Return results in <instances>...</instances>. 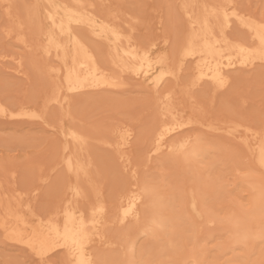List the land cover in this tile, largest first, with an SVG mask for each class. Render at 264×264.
I'll list each match as a JSON object with an SVG mask.
<instances>
[{"label":"rangeland","instance_id":"374dc122","mask_svg":"<svg viewBox=\"0 0 264 264\" xmlns=\"http://www.w3.org/2000/svg\"><path fill=\"white\" fill-rule=\"evenodd\" d=\"M83 1L94 15L120 26L125 31V39L133 37L131 40L142 46L155 42V50L171 54V62L177 59L190 28L182 8L191 0ZM215 1L193 0L191 9H195L194 14L198 13L204 9L203 4ZM235 1L252 18H264V0ZM45 3L44 0H14L12 5L0 2V99L9 108L38 111L47 119L43 122L36 117H0V197L4 198L1 197L4 205L11 204L15 211L24 209L34 218L47 217L69 202L87 215L94 209L99 211L103 205V235L93 236V249L98 251L100 264L104 258L105 264H119L124 254H129L126 245L132 242L138 263H170L188 258L189 264L195 260L204 264H264V237L255 244L234 243L225 221L236 216L264 229V195L257 194L264 187V171L241 139L247 129L248 132L264 129V62L254 65V69L232 72L230 85L218 91L208 83L189 91L191 65L188 62L177 84L166 85L173 87L171 92L178 114L182 119L194 120L195 124L185 132L201 137L209 146L204 163L198 170L168 152L151 160L146 150L164 117L163 109L155 101L159 94L152 92L150 86L127 76L128 84L122 88L86 92L83 96L75 94L63 106L49 99L53 82L58 79L55 70L49 67H58L59 63L43 53L47 42L43 32L51 29L42 14ZM33 9L40 10V18L30 22L28 17ZM83 28L77 27V30L87 32ZM229 33L236 41L247 37L245 29L237 24ZM88 40L94 41L102 57L107 55L106 43L96 38ZM69 128L78 129L88 137L81 150L70 143V151L84 165L76 172L68 170L62 159L63 131ZM126 129L132 131L133 137L130 146L122 150L118 134L112 131ZM234 129L238 130L236 135L230 133ZM142 182L155 186L159 190L157 194L169 201L166 211L169 216H181V230L173 245L168 244L169 235L164 231L153 237L141 234L142 225L120 221L116 206L121 196ZM73 187L79 188V195L73 193ZM193 191L196 195L200 193L198 197H204L209 215L198 217L190 209ZM210 217L215 218L213 223L207 222ZM31 258L28 250L11 243L0 229V264H22ZM50 258L52 264H65L60 251Z\"/></svg>","mask_w":264,"mask_h":264},{"label":"bare ground","instance_id":"6f19581e","mask_svg":"<svg viewBox=\"0 0 264 264\" xmlns=\"http://www.w3.org/2000/svg\"><path fill=\"white\" fill-rule=\"evenodd\" d=\"M1 1H6L9 5H12L14 2V0ZM44 1L46 3L42 14L49 21L51 29L43 32V34L47 35V42L43 45L44 50H42L48 59L50 57L55 58L59 63L58 67H49L52 68V71L55 70V74L57 73L56 77L58 78L53 82L52 95L49 99L53 100V102L57 101L63 106L65 103H68L69 97L75 94H82L83 96V93L86 92L122 88L128 84V82L126 83V77L132 76L139 80V83L150 86L152 92L159 94L155 101L163 109L162 116L164 118L158 123V127L153 133V138L146 150L147 158L152 160L153 157H158L168 152L181 158L185 164L192 165L199 170L200 165L204 163L209 146L207 147L206 143L202 142L201 137L185 132L186 128H189L190 125L192 126L194 120L192 121L189 118L186 120L182 119V116L178 114L171 92V88L173 87L166 84L168 82L177 84V79H180L186 64L189 62L191 65V77L189 76L190 74L188 75L191 78V80L189 79L190 83L195 81L197 87L200 84L208 83L215 88V91L217 89H225L230 85L232 72L239 69H254L252 68L254 65L264 62L259 55L262 47H264L261 44V31L258 27L261 19H255L247 15L238 7L235 0H217L215 3L203 4L204 9L202 8V11L197 10L198 13L200 12V15L193 13L195 10H192L193 0L188 3L192 4L191 7L185 2L182 10L184 9V14L187 15L188 27L190 28L189 32L186 33L188 35L185 41H182L183 43L179 47L177 59L173 58V62H171V54L154 49L155 42L150 45L147 44L148 46H142L137 44L136 41H132L133 37L127 39V36L125 39L124 30L122 31L119 28L120 26L118 27L112 21L110 22V19H103L100 16L97 17V14L94 15L89 11L83 0H72V2L68 0H60L62 2H58L57 0ZM39 12V9L31 10L28 17L29 21H38V18H40ZM201 13L204 14L201 15ZM235 24L244 28L245 32H247V37H245L244 41V38L241 39L242 41H236L231 38L229 32ZM77 27H84L83 29L87 32L78 31ZM86 35L91 39H99L108 45L105 57L101 56L97 45L93 43L94 41L90 42ZM219 78L225 81L223 86L218 85ZM212 86L210 87L212 88ZM3 101L0 99V117H36L43 122L47 120L41 112L26 108L14 110L9 108ZM188 110L190 111V109ZM184 112L182 115H184ZM113 132L118 134L120 149H127L133 137L132 131L126 129L114 130ZM231 132H235L233 134L236 135L238 130H230ZM80 136L84 137L83 141L76 138ZM63 137L64 144L61 148L62 159L68 170L76 172L84 165L70 151V143L75 148L77 147V150H81L86 145L88 137L80 130L74 128L63 131ZM242 137L243 143L248 146L255 157L256 163L264 171V129L262 132H248L247 129ZM129 158L128 155L127 159ZM153 187L155 188V186ZM153 187L142 182L141 185L137 184L136 187L134 186L129 191H126L121 196L118 206H116V212L120 217V221H132L134 224H139L140 227L142 225V230L139 228L142 231L141 234L147 233L156 237L159 231H164L169 235L168 244L173 245L175 237L179 235L181 230L180 226L182 224H180V220L182 219L179 218L181 216L176 214L172 217V215L169 216L167 214L169 201L164 196L157 194L156 191L159 190ZM77 189L79 188L73 187V193L79 195V190ZM194 191L190 193V209L198 217H202L207 213L204 203L205 199H203L204 197H198L200 193L197 196ZM258 193L259 195H264V187ZM4 203V200L3 202L0 201V229L5 238L11 243L25 248L29 253H32L30 245L39 246L45 244L49 248L48 254L50 257L57 251L62 252L65 264H100L98 251L96 252L93 249V236L96 233L99 236L103 235L101 232L104 227L101 219L103 215V208L101 210V206L103 207V205H100L99 211L94 209L93 213L87 215L84 211L74 206L73 203L69 202L65 204L63 209L54 211L47 217L36 214L38 217L34 218L32 214L29 216L25 213L24 209L15 211L11 204H6L5 206ZM26 205V208H29V204L26 203ZM104 207L106 208L105 205ZM207 215L209 214L207 213ZM218 220L219 222L221 221V219ZM214 221L215 218L212 217L207 220L208 223H213ZM225 221L230 226V234H232V238H230L233 239L234 243L252 242L255 244L264 237V229L258 224L253 226L251 223L249 224L236 216L227 217ZM158 239L161 238L159 237ZM126 247L129 250V254L127 251L128 255L124 254L125 258L122 257L119 264H144V261H139L138 263L134 259L133 252L135 245L133 242L128 246L126 245ZM140 258H142L141 253ZM101 262L105 264V258ZM189 262L187 258V260L184 259L179 262L163 263L157 261L154 264H189ZM191 262H195L194 264H204L198 260Z\"/></svg>","mask_w":264,"mask_h":264},{"label":"snow or ice","instance_id":"6c2138e0","mask_svg":"<svg viewBox=\"0 0 264 264\" xmlns=\"http://www.w3.org/2000/svg\"><path fill=\"white\" fill-rule=\"evenodd\" d=\"M260 31H261V44L264 45V18L261 19L259 25H258ZM260 57L262 60H264V47H262L260 53ZM225 81L222 78L218 79V85L223 86ZM196 82L192 81V83L188 86V90L190 91L191 89L195 88ZM68 118L71 119V111L69 110L68 113ZM78 140L83 141L84 137H76ZM32 248V258L31 259H26L22 262V264H52L51 258L48 254L49 248L45 244H41L39 246L36 245H30Z\"/></svg>","mask_w":264,"mask_h":264}]
</instances>
